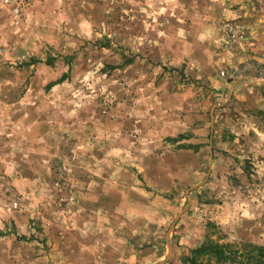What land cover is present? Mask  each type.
<instances>
[{
	"label": "rangeland",
	"instance_id": "1",
	"mask_svg": "<svg viewBox=\"0 0 264 264\" xmlns=\"http://www.w3.org/2000/svg\"><path fill=\"white\" fill-rule=\"evenodd\" d=\"M189 2L27 0L17 17L0 0V264L264 247V86L236 95L191 60ZM238 20L205 50L245 42Z\"/></svg>",
	"mask_w": 264,
	"mask_h": 264
},
{
	"label": "crops",
	"instance_id": "2",
	"mask_svg": "<svg viewBox=\"0 0 264 264\" xmlns=\"http://www.w3.org/2000/svg\"><path fill=\"white\" fill-rule=\"evenodd\" d=\"M191 1L183 6L188 11L196 7L199 19L198 22L193 20L191 24H188L187 31L198 33V40L192 36L188 47L204 49V54L201 52L202 54L200 53L191 60H199L204 65V70L211 76H214L218 70L217 65L227 68L229 72L227 78L217 80L216 86L224 89L230 85V82L235 83L236 95L250 94L258 87H263L264 0H193L195 6L191 4ZM224 20H238L243 23L248 30V37L245 42L235 46V49L216 50V53L218 51L219 53L213 55L212 51L205 49L220 47L217 33ZM225 46L222 45L223 48ZM261 79L262 85L260 84ZM259 84L260 86H257ZM135 254L130 258L129 264H173L177 249L170 243L169 248L164 252L159 246H143L142 249L136 250ZM172 257L174 258L171 260Z\"/></svg>",
	"mask_w": 264,
	"mask_h": 264
},
{
	"label": "trees",
	"instance_id": "3",
	"mask_svg": "<svg viewBox=\"0 0 264 264\" xmlns=\"http://www.w3.org/2000/svg\"><path fill=\"white\" fill-rule=\"evenodd\" d=\"M48 62H52L51 60ZM51 64V63H50ZM183 264H264V247L245 244L243 248L208 238L202 245L190 250Z\"/></svg>",
	"mask_w": 264,
	"mask_h": 264
},
{
	"label": "built area",
	"instance_id": "4",
	"mask_svg": "<svg viewBox=\"0 0 264 264\" xmlns=\"http://www.w3.org/2000/svg\"><path fill=\"white\" fill-rule=\"evenodd\" d=\"M27 0H4V3H16L17 5L14 7V12L17 17L21 15V6L24 4V2Z\"/></svg>",
	"mask_w": 264,
	"mask_h": 264
}]
</instances>
